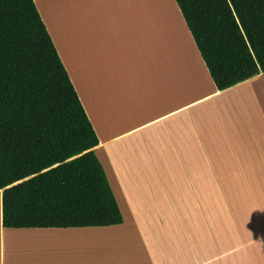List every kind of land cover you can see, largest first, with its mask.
Returning <instances> with one entry per match:
<instances>
[{"label": "crops", "instance_id": "crops-1", "mask_svg": "<svg viewBox=\"0 0 264 264\" xmlns=\"http://www.w3.org/2000/svg\"><path fill=\"white\" fill-rule=\"evenodd\" d=\"M33 4L121 222L6 227L0 191V264H264V71L218 89L176 0Z\"/></svg>", "mask_w": 264, "mask_h": 264}, {"label": "trees", "instance_id": "trees-1", "mask_svg": "<svg viewBox=\"0 0 264 264\" xmlns=\"http://www.w3.org/2000/svg\"><path fill=\"white\" fill-rule=\"evenodd\" d=\"M218 89L264 71V0H176ZM96 134L33 0H0L2 225L121 222Z\"/></svg>", "mask_w": 264, "mask_h": 264}, {"label": "bare ground", "instance_id": "bare-ground-1", "mask_svg": "<svg viewBox=\"0 0 264 264\" xmlns=\"http://www.w3.org/2000/svg\"><path fill=\"white\" fill-rule=\"evenodd\" d=\"M165 7L167 8V5H165Z\"/></svg>", "mask_w": 264, "mask_h": 264}]
</instances>
